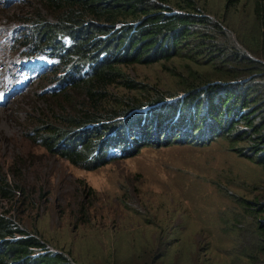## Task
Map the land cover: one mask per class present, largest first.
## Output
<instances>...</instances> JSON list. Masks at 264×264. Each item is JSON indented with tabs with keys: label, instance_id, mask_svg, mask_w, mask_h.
Segmentation results:
<instances>
[{
	"label": "trees",
	"instance_id": "16d2710c",
	"mask_svg": "<svg viewBox=\"0 0 264 264\" xmlns=\"http://www.w3.org/2000/svg\"><path fill=\"white\" fill-rule=\"evenodd\" d=\"M204 2L35 0L18 41L59 67L52 91L41 94L51 104L27 135L88 170L143 146H205L222 137L260 171L252 196L234 195L233 208L220 217L230 240L228 264H264V0H251L250 19L240 26L228 15L242 0H223L220 11ZM173 60L180 63L172 75L179 96L149 91L124 70ZM17 189L0 170V201ZM199 250L186 264H202ZM144 260L132 264H163V253ZM0 264L84 263L0 211Z\"/></svg>",
	"mask_w": 264,
	"mask_h": 264
},
{
	"label": "rangeland",
	"instance_id": "374dc122",
	"mask_svg": "<svg viewBox=\"0 0 264 264\" xmlns=\"http://www.w3.org/2000/svg\"><path fill=\"white\" fill-rule=\"evenodd\" d=\"M34 1L0 0V170L21 188L0 201V211L37 232L49 248L70 250L79 263L132 264L155 252L163 253V264H186L199 246L202 264H228L230 240L220 217L233 208L234 195L252 196L260 171L222 137L205 146H143L88 170L27 135L51 104L41 94L52 91L59 67L18 41ZM250 2L242 0L228 20L238 26L249 20ZM204 3L220 11L223 0ZM179 64H132L124 70L149 91L170 89L179 96L172 77Z\"/></svg>",
	"mask_w": 264,
	"mask_h": 264
}]
</instances>
